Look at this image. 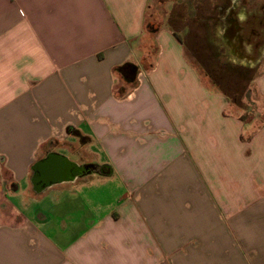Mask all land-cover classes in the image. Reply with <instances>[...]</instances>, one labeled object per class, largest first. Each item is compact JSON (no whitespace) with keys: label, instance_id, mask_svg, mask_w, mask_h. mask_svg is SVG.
I'll return each mask as SVG.
<instances>
[{"label":"crops","instance_id":"1","mask_svg":"<svg viewBox=\"0 0 264 264\" xmlns=\"http://www.w3.org/2000/svg\"><path fill=\"white\" fill-rule=\"evenodd\" d=\"M152 3L0 0V264H264V124ZM49 156L80 174L45 180Z\"/></svg>","mask_w":264,"mask_h":264},{"label":"rangeland","instance_id":"2","mask_svg":"<svg viewBox=\"0 0 264 264\" xmlns=\"http://www.w3.org/2000/svg\"><path fill=\"white\" fill-rule=\"evenodd\" d=\"M236 13H257L264 0H237ZM232 0H153L148 21L149 31L171 28L180 35L188 61L197 69L203 82L212 90L223 92L235 106L230 114L242 117L246 122L264 124V112L258 104L264 102L259 95L255 80L264 74V43L260 27L254 32L248 46H232L224 39L226 20ZM152 19V20H150ZM243 19V17H242ZM215 34V35H214ZM252 34L249 35L251 37ZM234 37V35H233ZM251 43V44H250ZM156 44H150L154 56ZM120 95L126 92L124 80L117 85ZM89 150L98 153L96 146ZM100 159L102 161L101 153Z\"/></svg>","mask_w":264,"mask_h":264},{"label":"flooded vegetation","instance_id":"3","mask_svg":"<svg viewBox=\"0 0 264 264\" xmlns=\"http://www.w3.org/2000/svg\"><path fill=\"white\" fill-rule=\"evenodd\" d=\"M253 15H257V13H249L246 15V18L243 17L244 21H240L238 18V14L236 13V9H231L229 14L227 15L226 20L228 21V26L224 30V39L229 43H232V46L237 44V47L248 46L249 42H252L254 38V33L257 30V27H260L261 35L260 37L263 39L264 43V5L259 8L257 20ZM251 37H249V35ZM234 35V37H233ZM251 44V43H250ZM75 173H78L75 172Z\"/></svg>","mask_w":264,"mask_h":264},{"label":"water","instance_id":"4","mask_svg":"<svg viewBox=\"0 0 264 264\" xmlns=\"http://www.w3.org/2000/svg\"><path fill=\"white\" fill-rule=\"evenodd\" d=\"M38 171L42 172V175L45 180L49 179H66V180H72L75 178V176H78L76 173L72 174L71 177L69 176L68 172L71 170V166L68 164H65L62 161H58L54 156H49L48 159L41 162L38 167ZM80 174V169L75 170Z\"/></svg>","mask_w":264,"mask_h":264},{"label":"trees","instance_id":"5","mask_svg":"<svg viewBox=\"0 0 264 264\" xmlns=\"http://www.w3.org/2000/svg\"><path fill=\"white\" fill-rule=\"evenodd\" d=\"M138 70H139L138 67H136L135 65L129 64V65L121 68V73H122V75H124V76L127 77L126 78L127 80H130L131 83L135 84L136 83V80H137V75H138V72H139ZM116 90L118 92V89H116ZM227 99L229 100V97L228 96H227ZM229 102L231 103L230 100H229ZM231 104H233L235 106V104L233 102ZM244 122L245 123H248V122H246V120H244Z\"/></svg>","mask_w":264,"mask_h":264},{"label":"bare ground","instance_id":"6","mask_svg":"<svg viewBox=\"0 0 264 264\" xmlns=\"http://www.w3.org/2000/svg\"><path fill=\"white\" fill-rule=\"evenodd\" d=\"M215 35V34H214ZM76 174H78V173H76Z\"/></svg>","mask_w":264,"mask_h":264}]
</instances>
